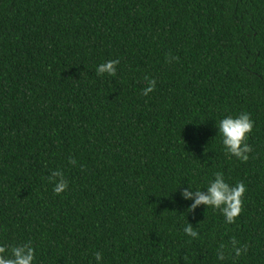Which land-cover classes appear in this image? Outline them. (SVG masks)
<instances>
[{
  "label": "trees",
  "instance_id": "trees-1",
  "mask_svg": "<svg viewBox=\"0 0 264 264\" xmlns=\"http://www.w3.org/2000/svg\"><path fill=\"white\" fill-rule=\"evenodd\" d=\"M243 112L247 162L218 132ZM217 171L246 187L233 224L181 196ZM28 241L33 264H264V0H0V245Z\"/></svg>",
  "mask_w": 264,
  "mask_h": 264
},
{
  "label": "clouds",
  "instance_id": "clouds-1",
  "mask_svg": "<svg viewBox=\"0 0 264 264\" xmlns=\"http://www.w3.org/2000/svg\"><path fill=\"white\" fill-rule=\"evenodd\" d=\"M176 57H169V62ZM119 59L108 60L101 63L97 67V74H108L115 77L117 73V65ZM147 86L143 89V95L147 96L154 91L156 86L155 79H149L145 77ZM254 121L251 115L247 112H243L236 117L227 116L221 119L218 123V132L222 135V143L226 149V153L231 156H235L243 162H247L249 159V153L252 152V147L246 141L248 134L253 130ZM69 163L76 164L75 159L70 158ZM50 182L54 183L53 191L56 194L64 192L68 187V182L64 178L61 171H53L48 177ZM192 188L190 185L188 188H184L181 191V196L186 200H194L189 205V212H194L200 205L211 207L214 210H219L225 217V222L233 224L236 222L237 217L241 214L243 209V197L246 193V187L243 182H238L232 186L226 182L223 172L217 171L214 173V179L210 181L207 191L197 189L190 191ZM184 233L192 238H198L199 233L194 230L193 225L188 223L184 229ZM239 245V241L235 238L231 241V247L236 257H239L247 252V245ZM224 245L220 246V250L217 252V259L224 260L225 253L223 251ZM6 246L0 245V264H33L35 259V248L32 246V242L28 241L20 245H16L10 249V255ZM97 264L103 259V254L99 251L94 253Z\"/></svg>",
  "mask_w": 264,
  "mask_h": 264
}]
</instances>
